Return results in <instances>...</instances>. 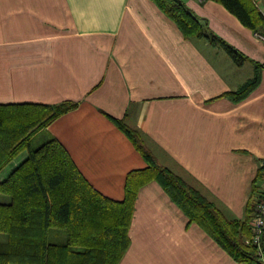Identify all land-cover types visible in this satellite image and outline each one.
I'll return each instance as SVG.
<instances>
[{
    "label": "crops",
    "instance_id": "obj_1",
    "mask_svg": "<svg viewBox=\"0 0 264 264\" xmlns=\"http://www.w3.org/2000/svg\"><path fill=\"white\" fill-rule=\"evenodd\" d=\"M181 1L247 60L238 66L219 45L186 39L152 0H0V105L66 107L30 143L55 138L112 200L148 165L115 119L224 217L242 220L264 157V40L214 0ZM128 237L119 264H247L189 223L155 181L138 190Z\"/></svg>",
    "mask_w": 264,
    "mask_h": 264
},
{
    "label": "trees",
    "instance_id": "obj_2",
    "mask_svg": "<svg viewBox=\"0 0 264 264\" xmlns=\"http://www.w3.org/2000/svg\"><path fill=\"white\" fill-rule=\"evenodd\" d=\"M152 1L186 39L203 38L219 45L238 66L247 60L181 0ZM214 1L245 27L264 34V14L252 0ZM261 67L256 64L257 70ZM258 73L230 95L235 100L244 97L258 83ZM65 108L0 105V170L26 152L0 180V264H119L129 246L128 229L138 190L152 181L160 184L189 223L200 226L234 261L260 263L256 248L244 242L251 234L252 197L258 186L252 190L244 218L227 219L199 191L159 165L136 130L114 119L148 165L129 172L123 199L112 200L91 186L55 138L31 145L30 135ZM263 169H259L258 180ZM261 251L264 256V232Z\"/></svg>",
    "mask_w": 264,
    "mask_h": 264
},
{
    "label": "built area",
    "instance_id": "obj_3",
    "mask_svg": "<svg viewBox=\"0 0 264 264\" xmlns=\"http://www.w3.org/2000/svg\"><path fill=\"white\" fill-rule=\"evenodd\" d=\"M201 1V0H200ZM255 5H258L257 0H252ZM254 36L259 40H264V34L255 31ZM260 167L264 168V157L260 160ZM253 209L249 218V225L251 229V234L249 238L246 239V244L252 245L257 250V256L260 263L264 264V256L261 251V236L264 232V169L262 171V176L259 180V185L257 191L252 197Z\"/></svg>",
    "mask_w": 264,
    "mask_h": 264
},
{
    "label": "rangeland",
    "instance_id": "obj_4",
    "mask_svg": "<svg viewBox=\"0 0 264 264\" xmlns=\"http://www.w3.org/2000/svg\"><path fill=\"white\" fill-rule=\"evenodd\" d=\"M259 8H260V6H259ZM222 213V212H221ZM223 214V213H222ZM244 242L246 243V239H244Z\"/></svg>",
    "mask_w": 264,
    "mask_h": 264
}]
</instances>
